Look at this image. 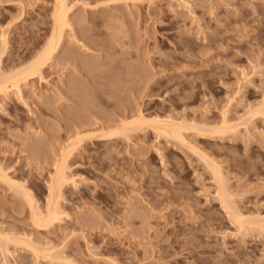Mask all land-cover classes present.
I'll return each mask as SVG.
<instances>
[{
    "label": "rangeland",
    "instance_id": "rangeland-1",
    "mask_svg": "<svg viewBox=\"0 0 264 264\" xmlns=\"http://www.w3.org/2000/svg\"><path fill=\"white\" fill-rule=\"evenodd\" d=\"M67 2L55 55L20 93L0 91V264H264V228H240L214 175L264 218V0ZM55 3L0 0L2 73L44 49ZM140 108L143 129L92 136ZM155 118L187 126L186 141ZM81 132L92 135L69 157L61 218L40 225L12 183L46 211Z\"/></svg>",
    "mask_w": 264,
    "mask_h": 264
},
{
    "label": "bare ground",
    "instance_id": "bare-ground-1",
    "mask_svg": "<svg viewBox=\"0 0 264 264\" xmlns=\"http://www.w3.org/2000/svg\"><path fill=\"white\" fill-rule=\"evenodd\" d=\"M68 0H56L54 7V30L53 33L44 47V49L38 54V56L27 66H24L20 69H15L11 73H2L0 71V91H7L10 86H14L17 90L21 91L20 81L21 79L27 78L28 75L36 73L40 71V69L55 55L58 51L63 37L64 31H66L67 27H71L72 25L69 22L68 11L69 5ZM4 43L6 44V37L4 36ZM138 116L133 119H129L124 117L122 119V124L119 126H115L109 132L95 134L87 132L78 133L75 137V140L70 143L68 146L63 148L62 152H60V158L58 157V163L56 167V172L53 175V180L50 182V196L48 198V206L46 211H43L38 205L37 201L33 196V192L31 189L24 187L22 184L12 183L17 189L22 192L27 201L29 202L32 211L33 217L36 223L40 225H48L49 223L55 222L61 218L63 210L60 206V198H61V189L62 186L70 180L71 178L68 174V160L73 151L77 148V145L88 136H111L117 133H127L132 130L143 129V127L149 122V120L145 117L143 110L140 108L137 111ZM155 122L158 123L156 129L160 133H164L172 136L173 138L179 140L180 142L186 141V135L184 130L187 129V126L174 122L172 119H160L155 118ZM228 121L225 120L223 128L214 129L211 132H224L226 128L229 127ZM203 131V130H202ZM2 174V173H1ZM5 175V174H3ZM2 175V176H3ZM214 175L216 177L217 183L219 184V188L217 189V195L221 200L225 209H227L230 216L237 222L240 228H246L245 224H256L261 229L264 228V218H260L259 216L249 217L244 214V212L240 211L235 203L231 195V191L227 189L228 187L225 184L224 176L218 169L214 168ZM6 176V175H5ZM10 182V178H4ZM227 187V188H226ZM248 228V225H247ZM246 228V230H247ZM245 230V229H244ZM264 230V229H263ZM10 237H8L9 239ZM4 241V240H3Z\"/></svg>",
    "mask_w": 264,
    "mask_h": 264
}]
</instances>
